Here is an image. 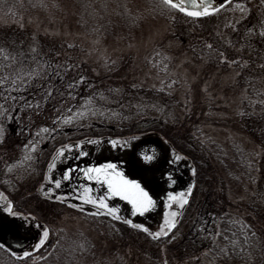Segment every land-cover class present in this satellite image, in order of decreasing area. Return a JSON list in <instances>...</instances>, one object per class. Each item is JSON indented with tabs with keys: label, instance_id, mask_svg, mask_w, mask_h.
Here are the masks:
<instances>
[{
	"label": "rangeland",
	"instance_id": "374dc122",
	"mask_svg": "<svg viewBox=\"0 0 264 264\" xmlns=\"http://www.w3.org/2000/svg\"><path fill=\"white\" fill-rule=\"evenodd\" d=\"M241 8L246 9L247 15ZM168 16L173 18L174 14L169 12ZM0 26L20 27L28 33L24 38V51L13 50L16 64L9 71L21 65H31L34 61L28 58L33 55L38 58L40 54L46 59L67 61L74 65L65 73L64 83L59 80L55 82L60 92H54L53 99L39 109L34 107L31 110L12 108L9 101L7 111L19 110L20 117L9 118L5 113L0 118L4 125V133L0 137V202L4 207L8 199L13 202L14 211L27 210L53 229L83 230L95 244L99 256L114 245L122 259L132 258L131 264H154L151 262L154 250L145 240V233H131L129 244L123 248L119 244L122 242L119 237H109L106 223L99 225V232L73 208L60 206L57 212V207L48 205V201L42 198L45 194L41 185L46 186L48 181L45 175L51 176L53 173L54 168L49 170L47 166L58 146L96 137H101L100 142L84 144V150L108 144V139L116 137L129 144L134 137L123 135L128 128H147L159 122V118L162 119L161 123L167 119L173 120L175 113L171 111V105L149 92V89L166 84L171 86V93L181 99L182 104L187 97L201 100L203 112L210 117L200 124L203 142H212L223 155L230 157L231 147L235 145L240 151L239 156H244L250 163L254 161V179L250 181L246 179L250 175H238L240 180L235 185L221 175L223 170L214 163L217 167L215 171L220 173L216 184L227 190V206L247 204L249 197L259 193L258 188L264 186V120L256 121L252 116H243L244 107L255 111L256 103L261 105L259 109L264 112V36L261 35L264 31V3L261 0H229L223 8H218L195 25L181 17L172 22L146 15L136 29L129 33L120 31L114 36L86 34L76 25L74 10L69 4L63 6L58 14H32L17 20L0 12ZM249 27L253 28L252 33L247 32ZM33 45L36 47L35 53L31 51ZM48 47L52 49L51 54ZM6 53L13 54L8 50ZM22 53L24 58L21 57ZM221 54L226 59L221 60ZM237 57L240 59L237 60ZM0 60H3V54H0ZM245 60L249 61L246 65L243 63ZM80 75L85 76L86 81L76 89H66V83L78 79ZM36 91L34 87H29L24 91H14L13 95L31 100ZM67 91H74L75 99L66 94L60 95ZM88 96L93 97L95 102V105H87L91 113L79 117L74 123L63 125L51 134V138H44L49 133L40 131L43 126L54 127L57 115H71L72 111L84 105L82 98ZM244 97L248 99L247 106L242 103ZM100 112H104V115L101 116ZM178 113L179 116L182 112ZM121 117L134 119L122 126L119 124ZM37 141V149L32 150L35 159H25L27 150L24 145L28 144L31 149V143ZM164 143L169 169H165L160 177L161 189L153 198L156 206L132 217L128 202L120 197L110 198L112 203L120 206L121 213L130 214L136 223H144L152 231L158 230L164 221L168 193L187 187V183H181L178 178H183L191 168L187 156L165 140ZM173 150L182 157L181 160L173 158ZM166 173L171 174V179ZM239 183L241 186L237 187ZM203 198L202 195L195 197L185 217H181L183 208L179 210L177 228L171 232L175 241L188 238L198 231L199 203ZM256 199L257 204L264 205V194ZM104 219L107 218L103 217L100 221ZM29 255L33 257L35 254ZM114 259L115 256L108 258L111 263Z\"/></svg>",
	"mask_w": 264,
	"mask_h": 264
},
{
	"label": "trees",
	"instance_id": "16d2710c",
	"mask_svg": "<svg viewBox=\"0 0 264 264\" xmlns=\"http://www.w3.org/2000/svg\"><path fill=\"white\" fill-rule=\"evenodd\" d=\"M67 4L71 5L74 10L76 25L88 35L114 36L120 31L129 33L141 24L146 15L172 22L175 18L181 17L194 25L207 18V16L187 17L175 9L161 10L157 6L158 0H0V12L8 18L17 20L32 14H58L61 8ZM169 12L174 14L173 18L168 16ZM27 35L28 33L20 27L0 26V48L12 53L13 50L24 51V38ZM48 50L51 54V47H48ZM22 54L21 57L24 58V53ZM149 92L157 94L163 99V102L171 105V111L175 113L174 119H167L161 123L162 119L158 117L159 122H154L147 128H128L123 135L154 134L162 137L168 144L170 143L176 150L187 156L191 168L194 166L196 172L193 174L190 168L183 178H178L181 183L187 180L185 185L194 183L193 192L189 196L188 203L183 207L181 217H185L188 209L194 204L195 197L202 195L204 198L199 203L198 214L200 225L204 226V230H214L216 228L214 221L221 214H224V218L219 221L221 229L230 227L227 223L230 217L241 220L250 226V242L244 245L247 251L218 256V247L213 244L211 237H206L199 228H197L198 231L188 236L189 239L186 237L175 241V236L171 232L167 237L153 238L143 230L133 228L124 221H112L107 218L101 222L96 216L85 219L99 232V225L106 223L109 237L111 235L119 237L122 241L119 244L123 245V248L129 244L131 233H136V235L145 233V240L154 250L151 260L154 264H264V205L257 204L256 199L263 196L264 186L262 185L261 189L258 188L259 193L256 192L257 194L254 196L252 194L249 197L247 204L227 206V190L223 188L224 186L216 184L220 173L215 171L217 167L214 164L216 163L223 170L221 175H225L230 181L229 183L235 185L242 175H250L249 178H246L247 180L254 179V161L250 163L244 156H239L240 151L235 145H232L233 148L231 147L230 157L223 155L212 142L201 140L200 124L206 117H210L203 112L200 99L187 97L182 104L179 101L181 99L171 93V86L168 84L157 89H149ZM242 103L247 106L248 99L244 97ZM180 105H182L181 108ZM259 107H261L259 103L255 104V111H252L250 107H244L243 116L246 118L252 116L256 121H263L264 112ZM178 112H182L181 115L178 116ZM250 113L252 115L249 116ZM121 119L119 124L123 126L134 117H128V119L121 117ZM164 122L166 123L164 124ZM240 186L241 183L237 187ZM176 228L177 225L174 229ZM223 234L230 235L228 232ZM189 240L194 243L192 244ZM216 241L220 246L226 243L223 236L216 237ZM192 248H194L193 251ZM116 249L117 246L112 245L99 256L95 244L83 230L61 231L50 250L38 253L33 257L24 256L22 253L12 256L7 248H0V264H125L126 262L131 264L132 258L122 259ZM109 256H115L112 263L108 260Z\"/></svg>",
	"mask_w": 264,
	"mask_h": 264
},
{
	"label": "snow or ice",
	"instance_id": "6c2138e0",
	"mask_svg": "<svg viewBox=\"0 0 264 264\" xmlns=\"http://www.w3.org/2000/svg\"><path fill=\"white\" fill-rule=\"evenodd\" d=\"M264 3V0H261ZM229 0H158L157 6L161 10H178L180 13L185 14L187 17L200 18L209 16L215 13L218 8H223L227 5ZM127 11V9H125ZM241 11L247 15L245 8H241ZM243 18V17H241ZM235 27V25H233ZM248 33L253 32V28L249 27L247 29ZM264 36V31L261 32ZM211 47V45H209ZM31 51L36 52V47L33 45ZM0 54H3V60H0V118H3L5 113L11 118L15 116L20 117V111L8 112L9 101L11 102V107L19 109L24 107L26 109H39L45 102L53 99L54 92H60L59 87L55 83L59 80L61 83L65 82V73L68 69L74 67L72 63L67 61L56 62L52 59H46L43 54H40L37 58L35 55L30 56L28 59L34 61L31 65H21L14 71H9L8 69L13 68L16 64V58L14 54H7L6 50L0 48ZM23 55V54H21ZM59 55V53H57ZM221 60L226 59V57L221 54ZM240 59L237 57V60ZM249 61L245 60L243 63L246 65ZM234 63V61H233ZM86 81V77L80 75L78 79H73L66 83V89L72 90L81 86ZM29 87H34L37 91L34 92V96L31 100H25L24 96L17 97L13 95V92H19L27 90ZM89 88L92 87L91 84L88 85ZM135 87V85H133ZM67 95L75 99L76 93L74 91H67L66 93H60V95ZM102 96V94H99ZM84 100V105L76 108L72 111L71 115H64L55 117V126L48 128L43 126L40 131L48 132L49 135L44 137L45 139L51 138V134L55 133L57 129L61 128L63 125L74 123L79 117L86 116L92 112L90 108L87 107L88 104L95 105L93 97L88 96L82 98ZM63 104V101L60 102ZM59 107V105H57ZM107 111V109H105ZM94 114V113H93ZM101 116L104 112L99 113ZM114 115V113H113ZM27 131V129H24ZM4 125L0 122V137L3 136ZM101 137H96L92 140H78L74 144L68 143L62 146H58L56 151L53 153L52 159L48 163V169L51 170L56 167V162L62 158H66L67 152L73 149L79 150L77 159L86 156L88 153L84 150V144H96L100 142ZM39 141L36 143H31V149L28 148V144L24 147L27 150L25 159L33 160L35 157L32 155V150L37 149ZM107 143L113 148H118L121 146H126L127 141L122 138L116 137L108 139ZM142 159L144 161H151L153 155L151 153H142ZM173 158L177 161L181 160L182 157L173 150ZM78 171L81 176L86 178L87 181L95 182V185L79 182L75 186L74 190H69L67 192H57L60 189L62 182L69 181L71 179L72 173ZM193 174L196 172V168L193 166L191 168ZM169 179H171V174H167ZM45 180L49 181L52 186L41 185V189L46 196L50 198L65 202L69 206H73L86 213H91L95 216H108L117 221H124L126 224L133 228L143 230L145 233L153 238H159L161 236L167 237L170 232L176 226V218L180 215V209H182L189 200V196L192 194L194 189V183H190L182 191L179 192H169L165 198V218L164 221L159 226L156 231L150 230L148 226L144 223H136L133 219L128 218L121 214L120 206L114 204L110 201L111 197H120L123 201L128 202L131 205V215L135 217L137 214H144L150 209L156 206V201L153 199L149 191L144 187L139 179H132L124 174V170L111 160L105 161L103 163L85 164L83 167L79 165L72 164L68 168L63 170L62 179H55L49 175H45ZM95 188V191H94ZM75 198L77 203L73 204L72 198ZM6 207L3 211L10 213L12 216H23L20 211L13 210V202L6 199ZM91 206V207H89ZM215 215V214H213ZM224 218V214L217 217L214 221L216 228L211 231H205L204 226L198 224L199 228L206 237H211L213 244L218 247L217 255L227 256L230 253L236 254L241 251H247L244 245H247L250 237L249 225L241 220L228 218L227 223L230 227L221 229L219 226V221ZM42 231L39 233V238L35 243L34 249H40L42 245L48 239L50 229L46 225H38ZM236 229L235 231L233 229ZM224 232H228L230 235H224ZM223 236V240L226 242L223 246L218 245L216 237ZM0 248H7V251L11 252L12 256H18L19 254L6 245L0 242ZM208 251V250H206ZM24 256H28L29 252L25 251Z\"/></svg>",
	"mask_w": 264,
	"mask_h": 264
},
{
	"label": "flooded vegetation",
	"instance_id": "af4514ba",
	"mask_svg": "<svg viewBox=\"0 0 264 264\" xmlns=\"http://www.w3.org/2000/svg\"><path fill=\"white\" fill-rule=\"evenodd\" d=\"M132 137L135 139H131L129 144H127L124 148L122 146L113 148L108 144H101L100 146L86 149L85 151L88 154L78 159L77 156L79 150H70L67 152L66 158H62L56 162V167L53 169L51 177L55 179H62L63 170L72 164L83 167L88 163L98 164L111 160L114 163H117L124 170L125 175L132 179H139L142 185L148 189L149 194L155 198L161 189L162 178L160 179V177H162L165 169L167 171L169 169L167 167L169 163L168 156L164 151L165 143L154 134L144 133L140 135L138 134L136 137ZM142 153H151L153 155V159L151 161H144L142 159ZM81 181L95 185V182L87 181L86 178L81 176L78 171H74L71 179L69 181L62 182V185L57 192L59 193L74 190L75 186ZM47 184L48 186H52L49 181L46 182V186ZM42 198L48 201V205L57 207V212H59L60 206H65L79 211L83 218H91L92 216H95L91 213L81 211L73 206H69V204L65 202L54 200L49 196L45 195ZM72 200L73 204L77 203L74 197ZM115 200L117 199L115 198ZM3 207L4 204L0 202V242L4 243L5 241L12 247L11 249L20 253L28 251L29 254L37 255L38 253H45L50 250L56 241V236L58 237L61 233L60 227H57V230L56 228L53 229L48 226L46 221L38 219L34 214L29 213L27 210H19L23 213V216L14 217L10 213L4 212ZM121 214L131 218L130 214H124L123 212ZM96 217L100 219L103 217L111 218L104 215ZM54 218L56 219L57 217L54 216ZM38 225L48 226L50 233L45 244L42 245L40 249L32 251L39 238V233L42 231L41 228H38Z\"/></svg>",
	"mask_w": 264,
	"mask_h": 264
},
{
	"label": "water",
	"instance_id": "95a60500",
	"mask_svg": "<svg viewBox=\"0 0 264 264\" xmlns=\"http://www.w3.org/2000/svg\"><path fill=\"white\" fill-rule=\"evenodd\" d=\"M4 243L6 244V245H8L10 248H12L8 243H6L5 241H4Z\"/></svg>",
	"mask_w": 264,
	"mask_h": 264
}]
</instances>
